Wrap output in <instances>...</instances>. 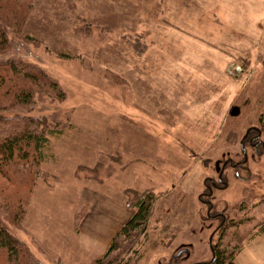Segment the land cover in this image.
Instances as JSON below:
<instances>
[{
    "label": "rangeland",
    "instance_id": "rangeland-1",
    "mask_svg": "<svg viewBox=\"0 0 264 264\" xmlns=\"http://www.w3.org/2000/svg\"><path fill=\"white\" fill-rule=\"evenodd\" d=\"M28 5L1 58L38 67L66 97L7 113L65 127L19 220L5 204L17 188L0 179V225L42 264H93L150 193L122 264H213V247L264 264V156L247 142L264 132V0Z\"/></svg>",
    "mask_w": 264,
    "mask_h": 264
},
{
    "label": "trees",
    "instance_id": "trees-1",
    "mask_svg": "<svg viewBox=\"0 0 264 264\" xmlns=\"http://www.w3.org/2000/svg\"><path fill=\"white\" fill-rule=\"evenodd\" d=\"M0 6V179L17 188L16 191H5V204L13 218L19 220L25 215L23 202L30 201L31 192L42 176L41 165L46 159L51 138L57 136L65 124H61L58 118L11 117L7 112L19 109L31 111L37 103L64 101L66 95L57 81L33 64L1 58L9 48L11 26H17L24 10L30 7L28 0H14L13 3L0 0ZM25 187L29 189L27 194L20 190ZM152 203L150 193L138 196L131 203L136 209L134 215L113 238L108 252L93 264H122L120 256L126 251V244L132 245L134 239L148 228ZM214 248L215 264H235L231 261L233 252ZM0 257L7 264H42L25 243L2 225Z\"/></svg>",
    "mask_w": 264,
    "mask_h": 264
},
{
    "label": "flooded vegetation",
    "instance_id": "flooded-vegetation-1",
    "mask_svg": "<svg viewBox=\"0 0 264 264\" xmlns=\"http://www.w3.org/2000/svg\"><path fill=\"white\" fill-rule=\"evenodd\" d=\"M250 133H253V134L251 135ZM263 133H264L263 130L260 129L259 127H252L251 130L248 133L249 135L247 137V142L249 144V147L254 151L253 153L256 156H258V155L259 156L260 155H263L264 156V138H263ZM241 150H242L243 156L245 157V160L241 164H245L246 163V158L248 156H247V153H246L245 148L242 147ZM229 164H232L234 167H237L238 166V165L235 166L233 164V161H230ZM235 164H238V163H235ZM224 172H225V167L221 171V176H220L219 181H218L221 184H225V182L223 181ZM215 185L216 184L213 182V186H215ZM211 192H213V190ZM220 217H221L222 220H225V217L223 215H217L216 214V218H220ZM212 250H213V260H212V263L215 264V260H216L215 248L213 247ZM168 264H172V263H168Z\"/></svg>",
    "mask_w": 264,
    "mask_h": 264
},
{
    "label": "crops",
    "instance_id": "crops-1",
    "mask_svg": "<svg viewBox=\"0 0 264 264\" xmlns=\"http://www.w3.org/2000/svg\"><path fill=\"white\" fill-rule=\"evenodd\" d=\"M122 206V205H121ZM122 209V208H121Z\"/></svg>",
    "mask_w": 264,
    "mask_h": 264
},
{
    "label": "built area",
    "instance_id": "built-area-1",
    "mask_svg": "<svg viewBox=\"0 0 264 264\" xmlns=\"http://www.w3.org/2000/svg\"><path fill=\"white\" fill-rule=\"evenodd\" d=\"M240 70V69H239Z\"/></svg>",
    "mask_w": 264,
    "mask_h": 264
},
{
    "label": "water",
    "instance_id": "water-1",
    "mask_svg": "<svg viewBox=\"0 0 264 264\" xmlns=\"http://www.w3.org/2000/svg\"><path fill=\"white\" fill-rule=\"evenodd\" d=\"M213 251V250H212Z\"/></svg>",
    "mask_w": 264,
    "mask_h": 264
}]
</instances>
